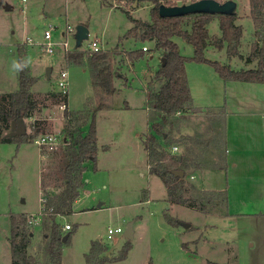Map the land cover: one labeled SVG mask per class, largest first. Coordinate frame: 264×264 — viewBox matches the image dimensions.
Returning a JSON list of instances; mask_svg holds the SVG:
<instances>
[{
  "label": "rangeland",
  "instance_id": "1",
  "mask_svg": "<svg viewBox=\"0 0 264 264\" xmlns=\"http://www.w3.org/2000/svg\"><path fill=\"white\" fill-rule=\"evenodd\" d=\"M233 1L238 3L237 23L243 27V59L228 56L227 44L220 50L209 46L204 56L235 71L256 69L258 61L246 59L255 46L263 47L264 38L255 33L249 0ZM152 8L150 0H0V94L19 89V67L14 68L13 62L19 65L21 58L38 79L32 88L37 109L25 120L27 135L34 139L21 145L0 143V264H12V216L31 232L29 253L45 259L43 222L27 227L25 217L41 213L43 187L58 194L64 188L67 147L43 152L34 140L53 134L72 143L90 132L95 114L97 162L86 165L85 185L74 212L57 219L63 227L71 226L63 229L71 235L63 247V264H86L94 243L106 250L103 256H117L128 241L124 234L130 222L134 239L128 257L108 264H264V176L257 171L264 168V159L257 156L264 148L260 126L264 84L226 81L210 63L192 59L190 43L174 38L181 55L189 58L186 68L194 106L212 111L224 107L226 112L224 124L220 115L209 119L206 112L182 114L186 117L171 130V137L180 142L168 148L178 146L176 153L190 159L187 177L197 188L225 190L229 199L227 206L213 213L169 202L164 182L150 174L143 142L155 115L147 105L149 83L162 64V52L153 40L142 43L125 37L133 27L126 11L133 19L148 22ZM50 26L54 27L52 41H68L71 50L76 49V28L87 27L89 38L79 49L87 52L93 41H99L109 54L107 63L117 91L108 95L94 87L90 68L68 64L63 52L45 53L44 35ZM209 33L212 38L222 35L217 17ZM144 47L148 48L144 58L129 59V52ZM62 71L68 72V95L58 87ZM61 95L68 98L66 112L60 109ZM38 126L41 130L36 133ZM186 136L210 141L212 146H195L182 140ZM232 158L238 162L237 170L231 166ZM198 163L204 168L196 169ZM166 213L174 223L168 222ZM118 227L124 232L109 239V228Z\"/></svg>",
  "mask_w": 264,
  "mask_h": 264
},
{
  "label": "trees",
  "instance_id": "2",
  "mask_svg": "<svg viewBox=\"0 0 264 264\" xmlns=\"http://www.w3.org/2000/svg\"><path fill=\"white\" fill-rule=\"evenodd\" d=\"M153 4L150 21L136 20L126 11L133 22V27L126 33V38L146 43L153 40L157 50L162 52L165 62L149 83L148 108L155 112L150 120V135L144 139V146L148 153L149 171L164 182L167 189V199L172 204L190 206L204 212L213 213L224 208L228 204L227 192L200 190L189 181L187 167L190 159L182 154L168 151V146L180 142L171 137V130L180 122L182 114H203L206 112L209 119L220 115L225 123L226 112L224 107L219 111L202 110L194 106L193 95L190 89L189 77L186 64L188 57L180 53L179 45L174 38H180L194 47V58L198 63H210L217 74L226 81L261 83L264 84V50L255 46L251 56L246 59L247 63L258 61L256 69L233 70L229 65L212 62L204 56L205 50L213 45L222 49L227 44L228 56L241 58L240 45L243 37V27L237 23L238 14L211 15L207 13L184 15L183 17L160 16L159 10L162 5L182 6L185 3H193L199 0H150ZM225 2L228 0H215ZM250 15L255 25L257 36L264 38V0H249ZM217 17L220 20L222 35L220 38H212L209 33V25ZM143 49L129 52L127 55L131 61L144 58ZM109 54L101 51L98 53L83 52L78 49L66 54V62L73 65H87L93 76V85L102 88L106 94L112 95L115 88L112 83V73L107 61ZM38 79L30 74V69L21 58L19 61V89L16 92L0 94V143L15 142L21 145L31 140V136H9L14 122H25L33 117L37 109V102L33 99L32 88ZM59 96V95H58ZM63 102H67V96H63ZM183 118V119H184ZM96 114L93 116L90 132L85 137H78L74 142H69L65 154L68 163L63 170L64 188L60 193L55 190L47 192L49 208L53 213L45 215L43 227L45 229V243L41 248L44 260L29 253L32 244L31 232L26 231L24 222L19 224L18 218L12 216L11 246L12 264H63V247L70 241V234L63 231L64 227L58 223L59 216L73 213L75 202L79 199L81 189L85 185L84 174L89 162L96 164L98 159V138L95 128ZM224 127V125H223ZM225 128V127H224ZM223 128V129H224ZM36 133L41 128L38 126ZM10 130V131H9ZM5 131H8L5 133ZM222 131L220 134H224ZM34 139V138H33ZM161 140L164 144H161ZM182 140H189L191 144L201 148H211L210 141H202L198 137L186 136ZM167 146V147H166ZM190 148V147H189ZM181 157V159H179ZM198 163L195 168H204ZM174 171L185 172L184 178L173 174ZM60 188V187H59ZM169 223H174L168 214H164ZM68 235L66 242L64 237ZM100 243H94L89 254L86 256V264H108L125 260L131 250V242L127 241L120 253L115 257L103 256L106 252ZM149 264H152L151 262Z\"/></svg>",
  "mask_w": 264,
  "mask_h": 264
},
{
  "label": "built area",
  "instance_id": "3",
  "mask_svg": "<svg viewBox=\"0 0 264 264\" xmlns=\"http://www.w3.org/2000/svg\"><path fill=\"white\" fill-rule=\"evenodd\" d=\"M53 29H54V27L50 26L49 29H47L45 31L44 37H45L46 43L43 44L45 53H47V54H56V53L63 52L64 54H67L69 52L74 51V50L70 49V44H69L68 41H64V42H60V43H54L52 41V39H53L52 30ZM68 30H69V32L73 31V30H70V28H68ZM67 34H69V33L65 32V33H63V36L66 37ZM143 50L144 51H148V48L144 47ZM101 51H102V49L100 47V44H99L98 40L93 41L89 45V49H87V52H91V53H98V52H101ZM58 87H59V90H60L61 94L68 95V92H69V77H68V72L67 71H62L60 73V76H59V79H58ZM67 108L68 107H67L66 103H63L60 106V109L63 112H66ZM34 142L39 148H41L43 150V152L46 151V152H49V153L58 150L59 148H61V146H64L63 148H65V147H68V145H69V141L66 138H62L61 139L60 136L53 135V134L41 135L38 138H36L34 140ZM168 151H171L172 153H176L178 151V146H171V147H169ZM47 154L45 156H48ZM47 192H50V191H48L47 189H45L43 187L42 199H41V202H42L41 213L39 215H37V216L32 215L29 218L25 217V221H26V226L27 227L40 225L43 222V219H44L45 215H47L48 213H53L54 212L53 208H49L47 206V204H48ZM50 194H51V192H50ZM70 229H71V226L69 224L65 225L64 230H70ZM123 232H124V229L121 228V227H118L116 229L109 228V230H108V238L112 239L115 234L123 233Z\"/></svg>",
  "mask_w": 264,
  "mask_h": 264
},
{
  "label": "water",
  "instance_id": "4",
  "mask_svg": "<svg viewBox=\"0 0 264 264\" xmlns=\"http://www.w3.org/2000/svg\"><path fill=\"white\" fill-rule=\"evenodd\" d=\"M238 3L233 0H228L225 2H217L215 0H199L193 3H185L182 6H167L162 5L160 7L159 13L163 18L166 17H183L184 15L190 14H201L207 13L211 15H219V14H227V15H235L237 14ZM89 38V29L85 26H78L76 28L75 40H76V48L79 49L82 46V43ZM264 50V45H263ZM165 59L163 60V63ZM51 75V69H48V76ZM27 134L26 124L25 122H14L12 126V130L9 133V136H23ZM181 159V157H179ZM174 175L179 178L185 177V172L183 171H174ZM186 229H189L190 224L184 225ZM125 238L128 241H132L134 239V223L130 222L125 231ZM68 235H66L63 239L66 242Z\"/></svg>",
  "mask_w": 264,
  "mask_h": 264
},
{
  "label": "crops",
  "instance_id": "5",
  "mask_svg": "<svg viewBox=\"0 0 264 264\" xmlns=\"http://www.w3.org/2000/svg\"><path fill=\"white\" fill-rule=\"evenodd\" d=\"M77 49V48H76ZM75 49V50H76ZM78 50H80V49H78ZM163 57V56H162ZM163 60H164V57H163ZM163 62V61H162ZM152 78L153 77H151V79L150 80H152ZM240 82V81H239ZM113 83V82H112ZM242 83H245V82H242ZM114 87V86H113ZM115 88V87H114ZM117 91V89L115 88V92ZM114 92V93H115ZM64 103H66V105H67V107L69 108V103H68V98H67V102H64ZM106 108H109L108 106L107 107H105L104 109H106ZM198 108V107H197ZM260 126H261V130L262 131H264V115H261V117H260ZM71 142V141H70ZM239 151V149L238 150H235V152H238ZM260 156V157H262V159H264V148L263 149H260V150H258L257 151V156ZM230 162H231V166H233V170H237L238 169V162H236V158H232L231 160H230ZM234 163V164H233ZM257 171H261L262 172V175L264 176V168H260V167H258V169H257ZM191 178H193V176H191ZM84 180H85V175H84ZM199 188V187H198ZM200 190H210V191H222V189H216V188H214V189H207V188H199ZM78 202H79V199L75 202V205H74V208L76 207V205L78 204ZM73 212H74V210H73Z\"/></svg>",
  "mask_w": 264,
  "mask_h": 264
},
{
  "label": "clouds",
  "instance_id": "6",
  "mask_svg": "<svg viewBox=\"0 0 264 264\" xmlns=\"http://www.w3.org/2000/svg\"><path fill=\"white\" fill-rule=\"evenodd\" d=\"M13 67H14V68H18L19 65H18L16 62H13Z\"/></svg>",
  "mask_w": 264,
  "mask_h": 264
}]
</instances>
